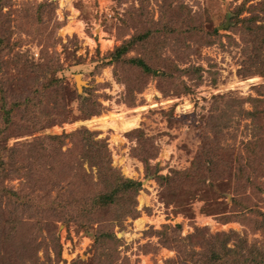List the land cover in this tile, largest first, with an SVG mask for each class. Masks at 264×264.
Here are the masks:
<instances>
[{
	"label": "rangeland",
	"instance_id": "rangeland-1",
	"mask_svg": "<svg viewBox=\"0 0 264 264\" xmlns=\"http://www.w3.org/2000/svg\"><path fill=\"white\" fill-rule=\"evenodd\" d=\"M249 16L264 0H2L0 264H200L237 238L264 264ZM99 167L138 191L93 209Z\"/></svg>",
	"mask_w": 264,
	"mask_h": 264
},
{
	"label": "trees",
	"instance_id": "trees-1",
	"mask_svg": "<svg viewBox=\"0 0 264 264\" xmlns=\"http://www.w3.org/2000/svg\"><path fill=\"white\" fill-rule=\"evenodd\" d=\"M1 2L0 0V10H1ZM239 14L241 12H238ZM237 22L241 25L240 29V35H241V43H243L244 51L243 53L247 55V61L241 64V68L239 69V73L243 74V76H249L253 74H264V20L260 18L259 16H249L247 18H243L241 20H237ZM149 32V33H148ZM145 33H152V31L147 30ZM138 37V39L143 38L147 39L149 35ZM2 40L0 39V44H2ZM127 42H124L120 46L116 47L114 51L112 52L113 60L119 61L124 55L127 50ZM136 67L139 68V70H145V71H152L154 74H160L158 71L152 70L148 65L140 58H137V62L135 64ZM187 72V70H185ZM52 82L54 80H51ZM50 82H47V84ZM47 86L45 85L44 88ZM41 91V90H40ZM42 93V92H41ZM27 103L24 102L27 106H33L34 104H31L29 99H26ZM42 100L41 98L36 99ZM255 103H260V100L252 99ZM1 134V133H0ZM87 134V133H86ZM2 138V135H0ZM90 137L83 139L86 143H89L93 150L95 148L96 143H92V139H89ZM85 143V144H86ZM92 143V144H91ZM91 150V152L93 151ZM90 155H87V157L96 160L97 162L100 159L99 152L93 151ZM109 171H112L111 168H108ZM99 171V183L104 184V190L98 194H96V206L95 204L92 206L94 209L97 208V205L99 204H108L112 202V199L115 197V195L118 194H124L125 190H128L132 192L133 195L138 191L140 184L137 182H134L129 179L123 178L120 174H117V172L112 171V175H106L109 173H104L106 169L98 168ZM132 206V205H131ZM129 206L126 210V213H124L127 216H134L136 213L134 211V205L131 207ZM87 208L89 211L92 210L91 206L88 205L84 206V209ZM226 236L225 234H223ZM229 236V235H228ZM96 238V237H95ZM97 239V238H96ZM216 242L215 246H218V249L215 251H212L211 255L208 256V258L203 260L200 264H226L227 261L224 260L225 258L228 259V261L231 258V261L229 263L233 264H254V254L253 249L251 247L247 246V242L243 238H237V241L232 243V248L228 247L227 240ZM97 242L96 240H94ZM176 241V239L174 240ZM227 242V243H226ZM225 255V256H224ZM170 263V262H169ZM168 264V263H167Z\"/></svg>",
	"mask_w": 264,
	"mask_h": 264
},
{
	"label": "bare ground",
	"instance_id": "bare-ground-1",
	"mask_svg": "<svg viewBox=\"0 0 264 264\" xmlns=\"http://www.w3.org/2000/svg\"><path fill=\"white\" fill-rule=\"evenodd\" d=\"M77 82H78V85L81 84V81H80L79 77H77Z\"/></svg>",
	"mask_w": 264,
	"mask_h": 264
},
{
	"label": "water",
	"instance_id": "water-1",
	"mask_svg": "<svg viewBox=\"0 0 264 264\" xmlns=\"http://www.w3.org/2000/svg\"><path fill=\"white\" fill-rule=\"evenodd\" d=\"M77 80V79H76ZM77 84H78V82H77Z\"/></svg>",
	"mask_w": 264,
	"mask_h": 264
}]
</instances>
